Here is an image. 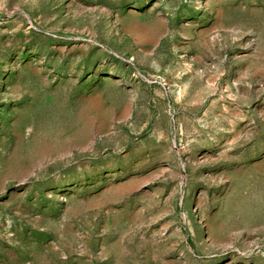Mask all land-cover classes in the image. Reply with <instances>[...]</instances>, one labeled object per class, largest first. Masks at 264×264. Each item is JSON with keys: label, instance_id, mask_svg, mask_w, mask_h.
I'll use <instances>...</instances> for the list:
<instances>
[{"label": "rangeland", "instance_id": "1", "mask_svg": "<svg viewBox=\"0 0 264 264\" xmlns=\"http://www.w3.org/2000/svg\"><path fill=\"white\" fill-rule=\"evenodd\" d=\"M0 264H264V0H0Z\"/></svg>", "mask_w": 264, "mask_h": 264}]
</instances>
